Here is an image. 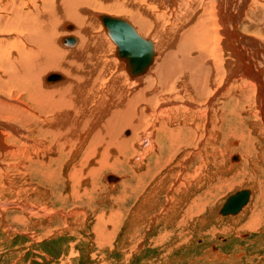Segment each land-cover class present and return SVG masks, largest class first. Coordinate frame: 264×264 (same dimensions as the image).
Listing matches in <instances>:
<instances>
[{"label":"bare ground","instance_id":"bare-ground-1","mask_svg":"<svg viewBox=\"0 0 264 264\" xmlns=\"http://www.w3.org/2000/svg\"><path fill=\"white\" fill-rule=\"evenodd\" d=\"M69 21L75 30L62 32ZM53 74L59 79L51 82ZM228 118L253 146L243 150L249 161L264 141V0H0V154L22 156L14 142H23L37 164L43 155L77 161L67 174L73 194L110 162H128L127 150L142 167L148 155L158 163L166 147L177 156L204 144L215 147V162ZM250 161L252 175L259 163ZM195 166L197 185L205 175ZM120 180L105 177L109 185ZM126 186L121 192L132 193ZM239 191L249 202L252 192Z\"/></svg>","mask_w":264,"mask_h":264},{"label":"rangeland","instance_id":"rangeland-1","mask_svg":"<svg viewBox=\"0 0 264 264\" xmlns=\"http://www.w3.org/2000/svg\"><path fill=\"white\" fill-rule=\"evenodd\" d=\"M64 25L74 23L61 25L62 32L75 30L72 26L69 32ZM235 124L228 118L222 126L215 162L209 157L215 147L204 144H190L177 156L169 154L164 144L158 163L148 155L142 167L133 160V150H127L128 162H110L96 178L89 177L94 187L88 178L86 184L76 185L75 194L67 174L77 161L68 166L55 156L43 155L37 164L30 159V149L22 150L25 143L14 142L22 156L0 154V264H264V164L257 156L264 141L247 161L243 152L253 146L242 141ZM122 134L130 138L131 130ZM203 149L208 153L198 156ZM191 153L198 157L190 158ZM234 154L240 161L231 163ZM243 160L248 166L245 173L239 169ZM250 160L259 163L252 175ZM196 164L203 166L205 175L197 185ZM107 175L121 180L109 185ZM122 186L132 193L121 192ZM85 189L91 191L84 194ZM241 189L252 192L244 209L236 216L219 215L225 199ZM23 208L34 210L29 214ZM36 211L41 213L34 215Z\"/></svg>","mask_w":264,"mask_h":264},{"label":"water","instance_id":"water-1","mask_svg":"<svg viewBox=\"0 0 264 264\" xmlns=\"http://www.w3.org/2000/svg\"><path fill=\"white\" fill-rule=\"evenodd\" d=\"M74 41V40H73ZM64 43L67 45L73 44L70 39H64ZM49 80L51 82L57 81L59 79V76L57 74L50 75ZM249 198V192L248 191H239L236 192L226 198L224 203L222 204L221 208L218 211V214L221 216H234L240 212L242 207H244Z\"/></svg>","mask_w":264,"mask_h":264}]
</instances>
